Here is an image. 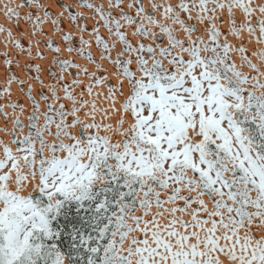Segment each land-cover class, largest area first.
Returning a JSON list of instances; mask_svg holds the SVG:
<instances>
[{"label": "snow or ice", "instance_id": "snow-or-ice-1", "mask_svg": "<svg viewBox=\"0 0 264 264\" xmlns=\"http://www.w3.org/2000/svg\"><path fill=\"white\" fill-rule=\"evenodd\" d=\"M0 264H264V0H0Z\"/></svg>", "mask_w": 264, "mask_h": 264}, {"label": "bare ground", "instance_id": "bare-ground-1", "mask_svg": "<svg viewBox=\"0 0 264 264\" xmlns=\"http://www.w3.org/2000/svg\"><path fill=\"white\" fill-rule=\"evenodd\" d=\"M46 2L52 3V0H46ZM67 2H70V0H67ZM53 10H55V9H53Z\"/></svg>", "mask_w": 264, "mask_h": 264}]
</instances>
